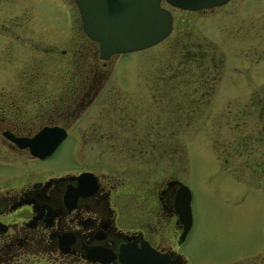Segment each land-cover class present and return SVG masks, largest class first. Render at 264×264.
I'll use <instances>...</instances> for the list:
<instances>
[{
  "label": "rangeland",
  "instance_id": "374dc122",
  "mask_svg": "<svg viewBox=\"0 0 264 264\" xmlns=\"http://www.w3.org/2000/svg\"><path fill=\"white\" fill-rule=\"evenodd\" d=\"M25 4L30 34L38 29L61 46V86L80 83L91 72L89 63L92 83L104 85L70 130L82 160L118 172L130 186L171 177L187 185L191 225L179 248L187 264H259L264 0H226L195 10L160 0L172 17L166 36L105 59L82 31L73 0ZM93 126L99 130L90 139ZM71 148L67 141L62 146V165Z\"/></svg>",
  "mask_w": 264,
  "mask_h": 264
},
{
  "label": "flooded vegetation",
  "instance_id": "af4514ba",
  "mask_svg": "<svg viewBox=\"0 0 264 264\" xmlns=\"http://www.w3.org/2000/svg\"><path fill=\"white\" fill-rule=\"evenodd\" d=\"M28 1L0 0V264H151L153 251L187 264L177 178L130 186L78 154L70 130L104 85L92 83L89 63L78 78L85 83L61 86V46L38 29L30 34ZM70 73L75 82L76 68ZM66 141L72 148L62 165Z\"/></svg>",
  "mask_w": 264,
  "mask_h": 264
},
{
  "label": "water",
  "instance_id": "95a60500",
  "mask_svg": "<svg viewBox=\"0 0 264 264\" xmlns=\"http://www.w3.org/2000/svg\"><path fill=\"white\" fill-rule=\"evenodd\" d=\"M77 6L82 31L97 42L99 57L148 47L161 40L171 29V13L160 6V0H73ZM172 6L198 9L220 5L226 0H164ZM36 149V150H34ZM31 151L37 153L34 147ZM175 207L182 223L181 239L191 225L190 190L180 180ZM151 264H171L154 251ZM130 263V262H129Z\"/></svg>",
  "mask_w": 264,
  "mask_h": 264
}]
</instances>
